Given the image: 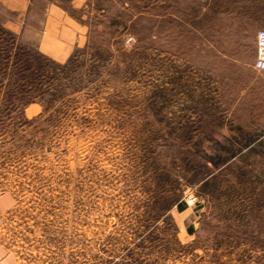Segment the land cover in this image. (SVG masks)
<instances>
[{
    "label": "rangeland",
    "instance_id": "1",
    "mask_svg": "<svg viewBox=\"0 0 264 264\" xmlns=\"http://www.w3.org/2000/svg\"><path fill=\"white\" fill-rule=\"evenodd\" d=\"M47 3L83 28L62 61L38 48ZM7 19L13 264H264V0H35L22 34Z\"/></svg>",
    "mask_w": 264,
    "mask_h": 264
},
{
    "label": "crops",
    "instance_id": "2",
    "mask_svg": "<svg viewBox=\"0 0 264 264\" xmlns=\"http://www.w3.org/2000/svg\"><path fill=\"white\" fill-rule=\"evenodd\" d=\"M35 0H0V6L8 14L3 26L17 34H22L27 25V16ZM45 19L41 24L39 50L57 60L62 61L70 56L73 48L80 43L82 26L68 17L59 7L45 4ZM0 264H13L12 257L0 247Z\"/></svg>",
    "mask_w": 264,
    "mask_h": 264
},
{
    "label": "built area",
    "instance_id": "3",
    "mask_svg": "<svg viewBox=\"0 0 264 264\" xmlns=\"http://www.w3.org/2000/svg\"><path fill=\"white\" fill-rule=\"evenodd\" d=\"M257 56L254 61V69L258 72L264 73V29L257 33L256 37Z\"/></svg>",
    "mask_w": 264,
    "mask_h": 264
},
{
    "label": "trees",
    "instance_id": "4",
    "mask_svg": "<svg viewBox=\"0 0 264 264\" xmlns=\"http://www.w3.org/2000/svg\"><path fill=\"white\" fill-rule=\"evenodd\" d=\"M7 95H9V94H7ZM9 97V96H8Z\"/></svg>",
    "mask_w": 264,
    "mask_h": 264
}]
</instances>
